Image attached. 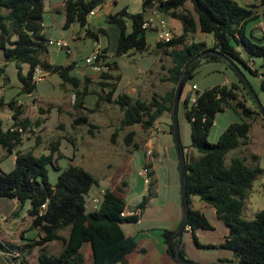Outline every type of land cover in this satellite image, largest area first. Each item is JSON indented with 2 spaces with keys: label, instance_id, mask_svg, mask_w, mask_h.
I'll return each mask as SVG.
<instances>
[{
  "label": "trees",
  "instance_id": "obj_1",
  "mask_svg": "<svg viewBox=\"0 0 264 264\" xmlns=\"http://www.w3.org/2000/svg\"><path fill=\"white\" fill-rule=\"evenodd\" d=\"M44 1L0 0L2 57L6 62L16 63L17 79L23 93L32 94L35 91L36 83L33 82L32 75L35 68L39 67L49 75H56L61 80V87L70 85L75 94V106L80 108L83 97L88 95L86 88L91 78L80 79L73 75L75 63L55 66L48 62L49 40L42 33L41 25ZM103 3L104 0H64L63 29H69L72 25L85 29L89 13ZM186 4H190L191 9L186 8ZM257 4L242 7L234 0H143L140 13L132 14L124 8L118 13L106 16L105 27L98 30L107 42L105 48L99 51V55L110 68L109 73L97 75L100 79L98 86L102 94H105L98 97L108 104L116 105L123 113L120 120L122 129L139 125L146 131L153 128L160 116L167 114L171 120L168 131L173 137L171 117L173 101L177 84L185 72L179 106L182 104L183 116L189 124V147L196 150L199 157L188 158L186 148L180 144L185 155L184 183L189 205L183 232L189 227L197 248L229 251L240 264H264V210L257 212L249 221L242 217L246 191L264 174V170L259 166L248 167L239 157H233L227 166L225 156L231 150L249 144L252 124L261 115L253 103L249 104L248 99L252 98V94L244 82L222 58L206 54L198 62L197 56L209 50L219 53L235 62L245 76L247 72L257 77L260 89L264 91V74H259L264 70V36L250 37L244 31L249 21L264 15V0H257ZM152 9L165 17L179 21L182 27L180 36H174L168 43L157 42L155 45L154 53L161 51L170 58L171 66L167 69L164 81L170 83L172 87L163 95H154L150 101L133 98L125 93L114 96L115 78L110 73L116 67L113 59L128 55L130 52L147 50L146 30H143L141 25ZM198 30L212 36L213 42L210 47L204 42H187L189 36ZM85 33L94 35L90 30H85ZM241 53H244L246 59ZM109 54L112 55L110 59ZM255 60L262 63L257 66ZM203 61L223 62L233 70L236 81L226 85V80L225 84L202 92L191 88L195 94L194 103L191 104L190 93L183 97V90L187 80ZM18 64L28 67L25 75ZM82 84L83 90L80 92ZM9 105L12 110L10 116L12 123L3 130L0 122V147L8 155H14V163L9 173L0 171V205L8 204L12 207L16 202L18 206L23 207L27 204V215L31 219V224L23 233L32 231L35 235L30 239L22 235L24 243L19 245L0 242V249L3 252L7 250L5 251L7 254L16 255L12 256L15 260L20 255V264H29L25 253L32 247L40 249L38 264H127L129 254L144 253V249L138 248L136 237L126 235L122 226L136 224L140 217L139 213L145 209L149 198L155 195L151 165H145L150 170L147 194L133 208L136 211L134 215H121L126 210V203L109 189L105 190L97 209L90 207L88 210L86 197L97 185V181L85 169L71 163L58 174L55 184H50L48 168L52 167L59 172L56 166L57 159L53 153L35 156L32 150L18 149L22 143L21 133L31 123L22 117V106L18 105L15 99L11 100ZM228 109L237 111L242 122L230 124L215 143H209L208 135L216 115ZM261 119L264 122V118ZM73 124H88L87 117H79ZM35 125L39 126V123L35 122ZM133 136L134 132L126 135L124 139L126 145L132 144ZM53 145L52 152L56 151L55 146L58 144ZM132 145L138 147L136 143ZM252 159H257V156L253 155ZM194 196L213 208L216 219L227 229L221 244L201 245L198 242L194 232L199 229L212 230V225L202 213L190 208V198ZM42 205H45V208L41 210ZM65 229L68 230L67 237L60 236L59 231ZM176 230L162 232L166 253L172 259L179 244L175 239ZM54 241L62 242V250L56 255H48L45 246ZM85 244H88L91 250L88 259L81 252ZM179 252L185 257L181 242ZM219 262L234 263L226 259Z\"/></svg>",
  "mask_w": 264,
  "mask_h": 264
},
{
  "label": "rangeland",
  "instance_id": "obj_2",
  "mask_svg": "<svg viewBox=\"0 0 264 264\" xmlns=\"http://www.w3.org/2000/svg\"><path fill=\"white\" fill-rule=\"evenodd\" d=\"M142 1L143 0H118V5L115 9L120 10L125 5L129 13L135 14L141 11ZM234 1L242 7L258 5L257 0ZM62 2L63 0L44 1V13L41 22L42 33L47 40H67L70 44L72 54L67 56L64 50H60L55 46H48L47 60L52 65L65 66L72 59H75V63L80 66L75 67L72 72L73 75L80 77L79 70H86L89 75H95L90 79L91 81L86 88V93H88V95L84 97V105L86 104L88 109L82 110L81 107H76L75 94L71 86L64 85L61 87V80L56 75H49L43 69L41 70L44 74V79L36 83L35 91L32 94L23 93L17 79L18 69L16 63L6 62L0 51L1 128L6 130L12 123L10 118L12 110L9 102L15 99L17 104L22 106V117L26 118L31 123L30 126L21 133L22 143L18 149L21 151L32 150L35 156L53 153L54 158L57 159L56 166L59 168V172L55 171L52 167L48 168V181L50 184H55L58 174L72 163L89 172L97 181L98 185L108 187L113 192L118 193L130 208L139 203L144 194H147L148 184H145L144 179L138 176L137 173L145 166L149 161V157L154 153L153 164L155 165V176L153 179L154 193H157V198L154 201L153 208L148 210L144 222V229L159 230L161 229L160 227L168 225L163 222L167 219L166 217L169 211H171V208H168L171 196L164 188V185L169 184L170 179V161L168 160L165 150L166 137L170 144H172L170 155L175 162V166L178 165V156L173 137L168 131L171 120L166 114H163L154 123L155 128L158 126L165 129V131L164 133H156L154 135L153 144L155 148L153 150L144 145V141L147 137H145V130H142L139 125L123 129L120 127V120L123 113L116 105L108 104L99 99L98 95H105L102 94L101 88L98 86V81H100V79H98V76L92 73L84 64L85 58L90 56L98 44L101 47L106 46V39L100 34L98 41H95L92 37H87L84 38V41H79L77 43L73 42L71 40L73 35L78 32L81 34L85 32L77 25H72L66 30L63 29L64 15L62 13ZM186 8L191 9V5L186 4ZM57 10H59V12H57ZM104 20L105 19L102 17L94 19L89 18L88 21L91 30L96 31L99 27H105ZM261 21L264 22V15L246 24V33L248 36L253 32L256 38H261L260 30L253 28ZM207 36L210 37L211 35L207 34ZM191 38L193 41L195 39L201 40V37L194 34L187 41L189 42ZM145 39L148 46L146 51L130 52L128 55L113 60L116 61L118 65L117 72L121 75V81L118 87L119 93L122 90H126L125 88H129L131 84H136L139 79H141L136 87L137 93L142 95L145 99L144 101H148L149 98L147 95L150 94L149 90L156 95H163L164 86H168L169 84L172 87L170 83L162 81L167 74V67L170 66L171 61L170 58L166 57L161 51H158L154 55L156 51L155 45L157 43L154 32L146 31ZM206 42L209 43V39H206ZM241 56L246 59L244 53H241ZM160 64L163 65L164 69H160ZM18 66L25 75L28 67L23 64H18ZM245 77L264 109V91L260 89L258 78L247 72ZM226 80V85H229L232 81H236L233 70L228 68L223 62L206 63L203 61L194 71L192 77L187 80L186 86L191 88L193 84H196L198 87L197 91L202 92L208 88L223 85ZM151 83L155 85H150ZM79 90L80 92L83 90V84ZM116 95L118 94L115 93L114 96ZM79 98L81 97L79 96ZM248 100L249 104L253 103L255 105L252 98ZM82 116L87 117L88 124L74 125V120ZM261 117L262 116L258 117L252 124V128L249 132V144L244 147L240 146L227 153L225 156V164L227 166L230 165V160L233 157H239L244 160L248 167L253 168L259 166L264 170V122ZM35 122H38L39 126H36ZM236 122H242V118L234 109L219 112L209 131L208 142L215 143L224 130L230 124ZM178 125L182 145L186 147L190 146V129L189 124L183 116L182 104H180L178 111ZM153 131L156 132V130ZM130 132H134L132 144L136 143L138 147H134L132 144L126 145L124 142L126 135ZM114 134L116 135L114 136ZM54 143L58 145L55 146L56 151L52 152ZM149 150H151V155L147 154ZM194 154L196 158L199 157V153L196 150H194ZM253 155L257 156V159L253 160ZM13 163L14 155H8L5 150L0 147V171L9 173L13 169ZM175 176L179 185L178 170ZM106 179L110 184L106 182ZM157 189L160 190V192H157ZM91 193L92 191L86 197V207L88 210L90 209ZM191 204L194 209H199L198 207L203 205L199 198L195 196L192 197ZM160 205H164L167 208H155V206ZM27 208V204L23 207L18 205L10 207L8 204L0 205V242L19 245L24 243L21 237L22 235L26 236V239L34 237L35 234L32 231H28L26 234L23 233L31 224V219L27 215ZM163 209L166 210V212H164ZM261 210H264V174L258 177L252 183L251 188L246 191L242 217L247 221L252 220L255 214ZM159 213L162 215V221L157 215ZM207 218L210 222H213L210 216ZM159 221L162 223L158 224ZM123 230L127 233L128 230H138V227H135V224L133 226L123 225ZM154 233L155 239L157 232ZM219 234L220 227H218L215 232L201 233L198 237L199 243L204 245L205 237L206 239L208 237L216 238L215 241H217ZM59 235L67 237L68 230H60ZM182 241L184 243L185 238H183ZM139 243L143 245L148 252L146 254L138 252L129 254L127 256L129 264L170 263L169 258L162 257L156 247L148 243L143 244L141 241H139ZM184 246L185 258L195 263L208 264L209 261L213 259L214 255L217 254V252L213 250H197L191 243L187 245L188 247L185 244ZM62 247L61 241H54L45 246V251L48 255H56L62 250ZM5 251L7 250L3 252V250L0 249V264H18L21 261L20 255H18V258L15 260L12 256L16 255L7 254ZM81 252L88 259L91 255L90 246L88 244L83 245ZM39 254V247L29 248L28 252L25 253L26 260L29 264H38L37 259ZM228 258L234 263H237V259L232 255ZM170 264L181 263L171 261Z\"/></svg>",
  "mask_w": 264,
  "mask_h": 264
},
{
  "label": "crops",
  "instance_id": "obj_3",
  "mask_svg": "<svg viewBox=\"0 0 264 264\" xmlns=\"http://www.w3.org/2000/svg\"><path fill=\"white\" fill-rule=\"evenodd\" d=\"M63 2H64V0H63ZM63 2L61 3V6H63ZM118 5V0H104V3L100 6V7H97V8H95L94 9V14L92 15V16H89L88 17V20H89V18H92V19H94V18H99V17H102V18H104L105 19V17L106 16H108V15H110V14H115V13H118L119 11H121L122 9H124V8H126L127 9V7L124 5L120 10H117V9H115L116 8V6ZM142 5V4H141ZM127 11H128V9H127ZM141 12V11H140ZM140 12H138V13H140ZM136 14V13H135ZM149 15V13L146 15V16H148ZM261 17V16H260ZM165 19H166V21H167V23H168V25L170 26V28L172 29V31H173V35L174 36H180L181 34H182V27H181V24H180V22L179 21H177V20H175V19H171V18H167V17H165ZM253 28H255V29H259L260 30V32H261V37H263L264 36V22L263 21H261L258 25H256V26H254ZM100 29V27L96 30V31H94V30H91V27H90V23H89V21H88V24H87V26L85 27V29H82V30H84V32H85V30H90V32L91 33H93L94 35H92V36H95V37H99V33H98V30ZM244 31H245V34L247 35V33H246V25H245V29H244ZM195 34L198 36V37H201V40H198V39H195L194 41H193V39L191 38L190 40H189V42L188 43H190V42H204L206 45H207V47H210V45L212 44V42H213V38H212V36H207V34H203V33H201L199 30L197 31V32H195ZM194 35V34H193ZM192 35V36H193ZM92 36H90V35H86V33H84V34H81V33H76L75 35H73V37H72V41L73 42H75V43H77V42H79V41H84V38H87V37H92ZM192 36H189V38L190 37H192ZM248 36V35H247ZM250 37L252 36V37H255L254 35H253V32H251L250 33V35H249ZM95 37H94V39H95ZM208 37V38H207ZM93 38V37H92ZM188 38V39H189ZM256 38V37H255ZM206 39H209V43H207L206 42ZM95 41H98V39L96 40L95 39ZM69 48H70V44H69ZM105 47H101L99 44L96 46V48L94 49V51H92V52H96V51H100L101 49H104ZM72 54V52H71V49H70V53L68 54L67 52H66V55L67 56H70ZM156 53H154V55H155ZM109 56V58L108 59H110L111 58V54H109L108 55ZM160 61H161V59H160ZM76 61H75V59H72L67 65H69V64H72V63H75ZM116 62V61H115ZM255 62V64L258 66V65H260L262 62L260 61V60H255L254 61ZM252 64V63H251ZM254 64V65H255ZM67 65H65V66H67ZM79 67L80 65L79 64H77V63H75V67ZM170 66H171V64H170ZM170 66H168L167 67V69L170 67ZM160 69H164V67H163V65L162 64H160ZM117 70H118V65H117V63H116V67H115V69L113 70V71H111L110 73L112 74V76L115 78L114 79V81H113V83H115V88H116V90H115V93H117V94H121V93H125V94H127L128 96H131V97H133V98H139V99H141V100H145L143 97H142V95H140V94H138L137 93V85L140 83V81H141V79H139V81L136 83V84H131L130 86H129V88H125L126 90H122L120 93H119V91H118V87H119V84H120V81H121V75H119L118 74V72H117ZM152 71V70H151ZM151 71H149V72H151ZM145 73H147V72H145ZM79 75H80V79H83V78H85V77H90V78H93L95 75H93V74H88L87 73V71L86 70H79ZM163 82H165L164 81V79L162 80ZM150 85H155V84H153V83H151ZM193 85H196V84H193ZM192 85V86H193ZM192 86H191V88H192ZM152 87V86H151ZM150 87V88H151ZM196 87H197V85H196ZM191 88L189 87V86H185V88H184V90H183V97H185L188 93H190V95L192 96L193 94H194V92L193 91H191ZM171 89V86L168 84V86H164V94L167 92V91H169ZM196 89H198V87L196 88ZM149 92H150V94H148L147 96H148V101H150L151 99H152V97L154 96V95H156L154 92H152L151 90H149ZM158 95V94H157ZM146 96V97H147ZM85 97V96H84ZM83 97V102H82V105H81V109L82 110H84V109H88V106L85 104L84 105V98ZM166 116L168 117V115L166 114ZM187 122V121H186ZM188 123V122H187ZM158 127V126H157ZM154 128H155V126H153V128H151V129H149V130H146L145 131V137H147V139L144 141V145L148 148V147H150L152 150L155 148V145L153 144V137H154V135L156 134V133H164V131H165V129H163L162 128V131H160V132H155V131H153L154 130ZM166 137V136H165ZM166 140V145H165V150H166V153H167V156H168V160L170 161V179H169V184L168 185H164V188H165V190H166V192H168L169 193V195L171 196V198H170V202L168 203V205H169V207L168 208H171V211H169V214H168V216L166 217L167 219L163 222V223H165V224H168L167 226H163V227H160L161 229H159V230H157V229H144V222H145V220H146V215H147V213H148V210L150 209V208H153V206H154V201H155V199L157 198V193L153 196V197H151V198H149V201H148V203H147V206L145 207V209L142 211V212H140L139 214H140V217H139V220H138V222L135 224V227L137 226L138 227V230H128V232L126 233L124 230V233L126 234V235H134L135 237H136V241H137V244H138V248L139 249H144L145 250V252L143 253V254H146L147 252H148V250L147 249H145V247L143 246V245H140V243H139V241H141L143 244H150V245H152V246H154V247H156L158 250H159V252L161 253V256L162 257H168L169 258V260H170V263H171V261L172 262H175V263H179V262H177V261H175L174 259H172L170 256H168L167 255V253H166V245H165V243H164V239H163V237H162V232L164 231V230H175V229H177V226H178V224L180 223V221H181V218H182V208H181V202H180V189H179V185H178V180H177V178H176V173H177V170H178V165L177 166H175V162H174V160L172 159V157H171V155H170V148L172 147V144H170V142H169V140H168V138L166 137L165 138ZM174 146H175V144H174ZM186 149V152H187V155H188V158H196V155L194 154V149H192L191 147H189V146H184ZM176 149V148H175ZM177 152V151H176ZM154 153L149 157V161L145 164V165H147V164H149V165H151V171H152V173H153V176H152V178L151 179H153V177L155 176V165L153 164V160H154ZM154 180V179H153ZM106 182L108 183V184H110V182H108L107 181V179H106ZM108 184H107V186H108ZM124 186H125V184H124ZM95 188V189H94ZM91 191H92V193H91V197L90 198H93V197H95L96 195H98V193L100 192V191H105L106 189H109L108 187H104V186H101V185H96L95 187H94ZM110 190V189H109ZM90 191V192H91ZM112 191V190H111ZM146 191V190H145ZM147 192V191H146ZM146 192H144V193H146ZM157 192H160V190H158L157 189ZM118 194V193H117ZM146 194H144L143 195V197L145 196ZM120 196V195H119ZM142 197V198H143ZM123 199V198H122ZM191 199H192V197L190 198V208H192L193 210H197V211H199L200 213H202L206 218L208 217V216H210V218H211V220H213V222H210L209 220V222H210V224L212 225V230H197V231H195L194 232V234H195V236L197 237V239H198V237L200 236V234L201 233H204V232H215L216 231V229L218 228V227H220V234H219V236H218V238H217V241H215V239L216 238H212V237H208L207 239H206V237H205V243H203L204 245H219V244H221L222 242H223V240H224V237L226 236V234H227V229L225 228V226L220 222V221H218L217 219H216V216H215V210L213 209V208H211L210 206H208V205H206V204H204L203 202V205H201L200 207H198L199 209H194L193 208V206H192V204H191ZM124 200V199H123ZM125 201V200H124ZM141 202V201H140ZM139 202V203H140ZM125 203H126V201H125ZM139 203H137L134 207H128L127 206V204H126V210L125 211H127V212H131L132 210H134L133 208H135ZM14 205L16 206V205H18L16 202L14 203ZM90 206V205H89ZM155 208H167V207H165L164 205L162 206V205H160V206H155ZM163 211L164 212H166V210H164L163 209ZM138 213V212H137ZM158 215V217H159V219H161V221L163 220L162 219V215H160V213L159 214H157ZM149 217H151V216H149ZM155 218H156V216H155ZM208 219V218H207ZM161 221H159L158 222V224H161L162 222ZM148 222H150V221H148ZM126 226H133V225H130V224H125ZM124 225V226H125ZM122 229H123V226H122ZM153 230V231H152ZM156 230V231H155ZM154 232H157V236H156V238L154 239V235H155V233ZM183 238H185V242L183 243ZM198 242H199V240H198ZM192 244L193 245V247H195L197 250H200V251H204V250H206V251H210V250H213V251H216L217 252V254L216 255H214V257H213V259H211V261H209V263L210 264H215V263H220L219 261L220 260H231L230 258H228L229 256H231L232 254H231V252H229V251H226V250H222V249H200V248H197L195 245H194V243H193V240H192V234H191V231H189V230H185V232H183V234H182V239H181V245H182V249H183V251L185 250V246H184V244L187 246L188 244ZM202 245V244H201ZM188 247V246H187ZM224 252V254H223V252ZM138 253H140V252H138ZM228 253V254H227ZM184 254H185V251H184ZM233 256V255H232ZM185 257H186V255H185ZM184 257V258H185ZM186 259V258H185ZM129 261H127V264H129L128 263ZM193 262V261H192ZM169 263V264H170ZM208 263V264H209Z\"/></svg>",
  "mask_w": 264,
  "mask_h": 264
},
{
  "label": "built area",
  "instance_id": "obj_4",
  "mask_svg": "<svg viewBox=\"0 0 264 264\" xmlns=\"http://www.w3.org/2000/svg\"><path fill=\"white\" fill-rule=\"evenodd\" d=\"M94 14V10H92L89 16H92ZM141 28L146 31H151L154 32L156 35V39L158 43H168L170 42L174 35L173 31L168 25L165 16L158 13L155 9H152L149 12V15L147 18L144 20V22L141 25ZM48 46H55L56 48L60 50H65L68 54L70 53V48H69V43L65 39H59V40H49L48 41ZM84 64L90 69V71L96 75H101L105 73H109V66L107 62L103 61L100 58L99 52H92L90 56L86 57L84 60ZM264 74V70L261 71L259 74ZM259 78H262V76H259ZM44 79V74L41 70V68L37 67L35 68L33 75H32V80L33 82L37 83L40 82ZM196 86H192V90H195ZM192 98L190 99V103H194V97L191 96ZM154 130L156 132L162 131V128L157 127ZM148 155H151V150L148 151ZM149 173L150 170L147 166H144L142 169L138 171V176L142 177L144 179V183L148 184L149 183ZM105 191H100L98 195L95 197L91 198L90 201V207L91 209H97L99 204L101 203L102 197L104 195ZM45 208V205L41 206V210ZM136 213L135 210H132L131 212L124 211L121 215L126 216V215H134ZM186 230H189V227H186Z\"/></svg>",
  "mask_w": 264,
  "mask_h": 264
},
{
  "label": "water",
  "instance_id": "obj_5",
  "mask_svg": "<svg viewBox=\"0 0 264 264\" xmlns=\"http://www.w3.org/2000/svg\"><path fill=\"white\" fill-rule=\"evenodd\" d=\"M206 54H214L222 60H224L233 70L234 72L239 76V78L244 82L245 86L248 88L249 92L252 94V99L255 102V105L257 107V110L259 111L260 115L264 118V109L261 106L260 102L258 101L256 95L254 94L250 84L248 83L245 75L243 72L240 70V68L237 66L235 62L232 60H229L228 58L223 57L219 53L209 50L206 52L201 53L200 55L197 56L198 62L201 61L202 57L205 56ZM185 72L183 73L182 77L180 78L176 92H175V98L173 101V107H172V112H171V117H172V122H173V139H174V144L175 148L177 151V156H178V178H179V188H180V202H181V208H182V218L180 223L177 226V232L175 239L178 240V243L180 244L181 239H182V234H183V228L185 226L187 217H188V212H189V205L187 202V194H186V187L184 183V168H185V155L183 153V150L180 148L181 140H180V134H179V125H178V108H179V100L181 96V91L185 79ZM195 95V94H193ZM187 121V120H186ZM179 244L176 249V253L174 255V260L181 264H200V263H195L192 261H189L182 257L179 252ZM215 264H240V263H215Z\"/></svg>",
  "mask_w": 264,
  "mask_h": 264
}]
</instances>
